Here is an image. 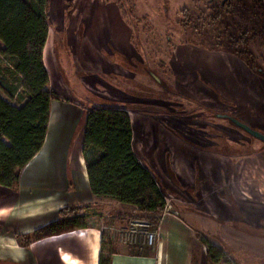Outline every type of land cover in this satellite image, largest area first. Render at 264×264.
I'll list each match as a JSON object with an SVG mask.
<instances>
[{"label": "crops", "instance_id": "1", "mask_svg": "<svg viewBox=\"0 0 264 264\" xmlns=\"http://www.w3.org/2000/svg\"><path fill=\"white\" fill-rule=\"evenodd\" d=\"M72 2L70 26H50L43 50L49 87L59 95L51 102L44 145L22 170L15 188L0 185V264H99L103 243L109 245L101 222L28 246L18 238L56 221L62 208L84 204L156 218V246L134 252L130 246L112 245L111 264H214L201 231L231 245L244 241L251 254L264 259V248L252 245L260 240L255 229L264 227V150L224 155L209 147L201 130L170 122L161 111L136 107L144 102L134 100L129 91V70L122 59L134 54L132 29L119 6L111 0ZM66 44L73 55V61L66 57V66L74 89L57 53ZM167 66L178 93L208 105L222 97L235 104V117L264 133V77L243 59L188 42L173 48ZM98 95L104 101H94ZM105 102L129 113L134 151L170 204L163 211L140 212L92 193L83 139L88 109ZM122 221L117 219V226Z\"/></svg>", "mask_w": 264, "mask_h": 264}, {"label": "trees", "instance_id": "2", "mask_svg": "<svg viewBox=\"0 0 264 264\" xmlns=\"http://www.w3.org/2000/svg\"><path fill=\"white\" fill-rule=\"evenodd\" d=\"M123 12L120 0H113ZM247 0H238V4ZM251 8L260 23V33L242 30L223 35L212 34L207 26L220 18L233 21L232 0L220 2L217 15H192L182 10L179 25L192 29L203 37L190 42L213 51H223L243 59L256 73L264 77V68L256 63L250 44L258 36L264 38V0H253ZM51 0H0V185L15 188L21 172L44 145L50 120V107L58 93L49 87L50 75L43 60L50 24ZM226 8V10H225ZM20 94L19 105L11 102ZM219 114L215 113V117ZM220 118V117H218ZM225 119V118H222ZM233 126H235L229 119ZM236 127V126H235ZM241 130V129H240ZM216 149V148H215ZM242 156L253 151L230 154ZM83 154L92 193L97 197L115 199L144 213L160 212L166 207V197L157 180L138 158L133 146V129L129 113L114 106H92L87 111ZM91 204L72 205L59 211V218L32 233L18 235L22 245L34 240L89 226L83 220ZM201 242L208 249L210 262L238 264L230 259L223 247L207 239ZM112 249L102 246L99 264L112 263Z\"/></svg>", "mask_w": 264, "mask_h": 264}, {"label": "rangeland", "instance_id": "3", "mask_svg": "<svg viewBox=\"0 0 264 264\" xmlns=\"http://www.w3.org/2000/svg\"><path fill=\"white\" fill-rule=\"evenodd\" d=\"M72 1L51 0L49 10V24L51 27L56 29L63 22L65 25L70 26L69 15L73 8ZM222 1L120 0L124 7V17L132 29V44L135 49L131 57L122 58L125 59L129 70L126 79L127 87L135 95L134 100H138V102L143 100L144 102L142 105H136V107L161 111L163 112L164 119L170 122L183 123L186 128L192 127L201 130L203 133L201 135H205L210 140L208 142L210 143V148H216V150L230 154L250 151L260 152L264 150V143L233 126L228 120L215 117V113L217 112L232 114L231 111L235 110L234 103L220 97V102L216 105H208L191 97L183 96L172 85L173 74L167 66L171 52L177 44L203 41V37L200 34L179 25L178 21L183 17L182 10L187 8L194 16L200 14L217 15L220 11L217 6ZM252 3L254 4L253 0H247L246 3L240 4H238V0H232V4L235 5L234 20L231 21L226 16L227 18H220L215 25H208L207 29L215 35H217V32L223 35L231 32L239 33L246 29L250 35L253 34V31L260 33V20L254 15V9L251 8ZM57 11L58 15H60L59 19L56 17ZM250 49L256 57L257 65L264 68V38L258 36L257 39L251 42ZM57 53L61 68L64 74L67 73L65 75L67 82L73 89L76 88L74 79L68 74L66 66V57L69 55L70 59H72L73 56L69 46L66 44L65 49L62 45H59ZM152 72L160 78V83L152 76ZM0 93L8 99L3 91H0ZM93 100L96 102L104 101L100 95L94 97ZM11 102L19 105L23 100H20L19 94ZM86 102L88 104L89 101ZM112 105L113 103L105 102L102 106L109 107ZM250 126L256 130H260L257 126ZM195 131L197 132V130ZM111 203L113 202L111 201ZM112 209H114L112 206H98L83 214V220L89 225L96 224V222L103 223L104 237L109 244L107 246L108 249H112V245L116 246L118 243L129 247V245L124 244L120 240L119 235L121 229L127 226L131 220L144 217L156 222V218L153 216L126 212H120L119 214V211ZM117 219H123L125 222H119L117 226ZM254 232L260 237V240L257 239L252 243L254 249H258V247L260 249L261 247L264 248V227L255 229ZM199 237L200 239H207L210 243L219 247H223L228 257L238 264H264L263 258L251 254L250 250L248 251L245 248L244 241H238L237 244L231 245L222 240L220 236L207 235L204 231L199 233ZM115 246L113 249H115ZM132 251L137 252V249H133L132 247ZM260 253H263L262 250H260ZM220 264L227 263L222 262Z\"/></svg>", "mask_w": 264, "mask_h": 264}, {"label": "built area", "instance_id": "4", "mask_svg": "<svg viewBox=\"0 0 264 264\" xmlns=\"http://www.w3.org/2000/svg\"><path fill=\"white\" fill-rule=\"evenodd\" d=\"M170 205L169 202H166ZM120 240L138 250L153 249L158 240L156 223L150 218L139 217L131 220L120 231Z\"/></svg>", "mask_w": 264, "mask_h": 264}, {"label": "water", "instance_id": "5", "mask_svg": "<svg viewBox=\"0 0 264 264\" xmlns=\"http://www.w3.org/2000/svg\"><path fill=\"white\" fill-rule=\"evenodd\" d=\"M228 0H223L222 3H226ZM152 76L155 78L157 82H161L160 78L152 72ZM218 117L229 119L237 128L241 129L242 131L246 132L250 136L260 140L262 143H264V133L260 132L259 130H256L252 128L249 124L246 122L240 120L239 118L228 115V114H219Z\"/></svg>", "mask_w": 264, "mask_h": 264}]
</instances>
